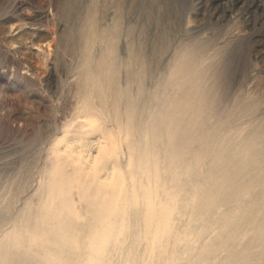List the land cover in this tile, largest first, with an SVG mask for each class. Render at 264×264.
Segmentation results:
<instances>
[{
    "label": "bare ground",
    "instance_id": "bare-ground-1",
    "mask_svg": "<svg viewBox=\"0 0 264 264\" xmlns=\"http://www.w3.org/2000/svg\"><path fill=\"white\" fill-rule=\"evenodd\" d=\"M257 1L252 11L264 18L263 1ZM5 3L0 0L1 33L4 40H16L22 35L23 19L28 14L19 11L21 0H10L11 10H4ZM214 13L219 14L216 10ZM32 14L27 19L49 17L50 11ZM38 35L33 31L27 40L39 44ZM53 44L49 35L47 49H34L27 43L19 44L18 49L17 43L0 46L7 56L24 53L16 64L0 62V81H5L0 84V113L8 108L6 93L12 86V77L24 82L20 86L24 90L29 84L50 80L54 62L48 57V48ZM192 60L193 57H186L173 67L168 92L177 94L166 95L157 102L147 111V118L140 119L141 108L129 99L124 136L107 127L92 109V96H100L103 86L96 83L94 68L88 67L80 92V113L85 119L78 120L79 129H85L75 131L82 135H71L72 130L66 128L54 134L48 147L52 165L44 189L45 201L27 209L12 230L4 232L0 239V264H112L111 254L123 242L133 220L142 221L141 232L150 236L154 258L150 264H264V250L252 253L249 244L236 246L240 236L247 237L248 233L242 236L246 226L255 230L250 235L254 238L259 226L257 217L258 221L261 219L258 213L261 216L264 208V190H257L264 182V131L214 150L219 127L206 128L205 116L213 112L218 99L203 82V73L189 71ZM103 70L102 78L111 90L117 96L124 95L113 67L105 66ZM24 93L38 108L50 103L45 94L35 89ZM59 114H54L56 121H61ZM11 123L18 129L27 127L22 114L12 115ZM85 137L87 152L84 147H77ZM122 145L129 156L125 167L119 162ZM74 193L81 205L75 201ZM245 198L247 202L242 204ZM224 207L227 210L215 212ZM182 213L189 217V236H175L173 232V221ZM212 226L217 227V234L200 249L188 248L186 255L178 252L182 244L190 247L193 239L203 243ZM259 235L264 236V231ZM140 239L137 231L134 240L137 243ZM171 243L173 251L168 250ZM221 251L226 252V258L213 262Z\"/></svg>",
    "mask_w": 264,
    "mask_h": 264
},
{
    "label": "rangeland",
    "instance_id": "rangeland-1",
    "mask_svg": "<svg viewBox=\"0 0 264 264\" xmlns=\"http://www.w3.org/2000/svg\"><path fill=\"white\" fill-rule=\"evenodd\" d=\"M21 1L23 6L19 11L28 14L23 19L22 35L16 40H4L0 29V46L17 43L18 49L19 44L27 43L34 49L39 46L47 49L50 35L54 44L48 48V57L54 62V69L49 81L29 84L27 88L45 94L50 100L49 105L38 108L31 103L24 93L27 89L20 88L24 82L19 77H12V86L6 93L8 108L0 113V239L5 231L12 230L21 220L27 209L44 203V189L52 165L48 147L54 134L66 128L72 130L69 132L71 135H82L75 131L79 129L78 120L85 119L80 113L83 111L80 92L88 67L94 68L99 87H107H102L103 96H92L95 97L92 98V109L100 114L107 127L116 130L120 136L125 135L129 99L141 108L140 119L147 118L150 108L166 95L176 93L168 92L170 73L186 57H193L189 71L203 73V82L218 99L213 112L205 116L206 128L219 127L220 136L214 142V150L240 143L256 131H264V18L252 11L257 0ZM261 1L264 6V0ZM5 2L4 10H7L11 7L10 0ZM42 10L50 11V16L27 19L31 13ZM215 10L219 14H215ZM33 31L39 32L36 38L40 40L39 44L27 40ZM21 54L24 53L12 57L0 51V62L13 64L20 60ZM105 66H112L115 70L117 84L124 90V95L117 96L103 79ZM97 74H101L100 77ZM4 82L0 81V84ZM119 97L123 98L119 100ZM15 114H22L27 120L25 129H18L11 123V116ZM54 114H59L61 121H56ZM83 129L85 127L79 130ZM83 141L81 146L79 141V146H76L79 149L84 147L87 152V138ZM120 154L119 162L126 166L129 156L125 145L121 146ZM257 190H264V182L258 185ZM74 199L79 202L75 193ZM246 202L245 198L242 204ZM263 209L261 216L258 213L261 219L258 221L257 217L259 226L254 238L250 235L255 230L244 227L242 236L248 233L249 239L240 236L236 241L237 247L249 244L252 253L264 250V236L259 235L264 231ZM225 210L227 208L224 207L215 212L219 214ZM177 215L173 221L174 235L189 236L188 214ZM138 221H132V232L130 228L123 242L112 252V264H150L154 260L150 236L141 232L143 223ZM215 226L210 227L205 238L202 237L203 243L193 239L190 247L182 244L179 247L182 251L178 252L186 255L188 248L200 249L201 244L209 242L217 234ZM137 231L141 239L136 243ZM170 245L168 250L173 251V243ZM221 252L218 259L217 256L212 259L213 262L226 258V252Z\"/></svg>",
    "mask_w": 264,
    "mask_h": 264
}]
</instances>
